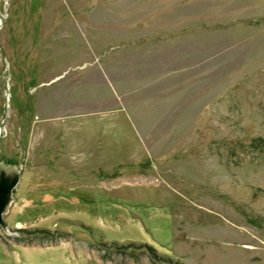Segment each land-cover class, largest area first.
Masks as SVG:
<instances>
[{
    "label": "rangeland",
    "instance_id": "374dc122",
    "mask_svg": "<svg viewBox=\"0 0 264 264\" xmlns=\"http://www.w3.org/2000/svg\"><path fill=\"white\" fill-rule=\"evenodd\" d=\"M0 15V264H264V0Z\"/></svg>",
    "mask_w": 264,
    "mask_h": 264
},
{
    "label": "water",
    "instance_id": "95a60500",
    "mask_svg": "<svg viewBox=\"0 0 264 264\" xmlns=\"http://www.w3.org/2000/svg\"><path fill=\"white\" fill-rule=\"evenodd\" d=\"M0 16L3 18L2 15ZM2 23H3V19L0 22V26L2 25ZM0 49L3 53V56L6 57L5 51L1 45H0ZM5 89L6 92L9 93V87L7 84H5ZM8 99L9 97L7 98V102L4 105V110L2 113V122L0 126V139L4 130L6 109L8 107ZM21 172H22V168L19 170H14V169L8 170L0 162V225H2L6 229L8 228V224L6 221L3 220V214L8 209V206L12 199L11 195L14 186L18 183Z\"/></svg>",
    "mask_w": 264,
    "mask_h": 264
},
{
    "label": "crops",
    "instance_id": "0c3cea01",
    "mask_svg": "<svg viewBox=\"0 0 264 264\" xmlns=\"http://www.w3.org/2000/svg\"><path fill=\"white\" fill-rule=\"evenodd\" d=\"M59 244H66V242H62V243H59ZM14 248V247H13Z\"/></svg>",
    "mask_w": 264,
    "mask_h": 264
}]
</instances>
